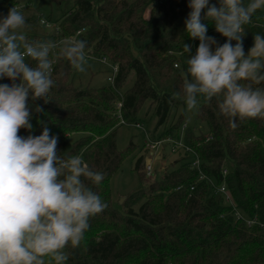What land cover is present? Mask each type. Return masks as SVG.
Segmentation results:
<instances>
[{
    "label": "trees",
    "instance_id": "16d2710c",
    "mask_svg": "<svg viewBox=\"0 0 264 264\" xmlns=\"http://www.w3.org/2000/svg\"><path fill=\"white\" fill-rule=\"evenodd\" d=\"M31 1L0 0V8L29 6ZM39 1L66 8L57 21L59 30L48 38L26 34L29 41L59 42L75 36L86 42L88 56L106 58L119 68L108 85L77 87L72 82L76 70L67 60H55L50 101L29 98L32 129L22 128L18 133L38 136L46 125L50 135L58 137L57 152L62 159L79 155L90 169L104 175L99 185L85 183L107 208L90 219L79 247L65 249V264H264V119L237 118V127L232 129L229 119L219 114L216 98L207 101L198 96L196 118L206 124L207 131L189 128L182 112L158 133L174 109L186 107L182 89L189 54L183 52V45L191 46L190 55L199 45L186 32L189 0ZM209 4L219 7V0H209ZM202 23L218 45L226 42L214 22L202 19ZM244 28L247 54L254 46V36L264 37V8ZM28 62L33 67L36 64ZM132 72L133 84L124 88ZM12 83L6 78L3 84ZM255 87L264 89V82ZM176 92L181 98L172 99ZM147 101L158 117L148 139L178 138L186 124L184 141L192 151L179 152L171 166L160 173L156 169L151 177L144 170L145 151L139 155L134 167L138 185L124 197L121 211L113 205L110 180L138 146L131 140L119 149L117 132L124 124L140 126L139 114ZM74 133L82 135L71 140ZM167 146L165 158L171 156ZM196 159L200 164L192 166ZM201 175L205 178L200 179ZM224 183L231 204L225 203L220 191ZM236 212L242 217L237 218Z\"/></svg>",
    "mask_w": 264,
    "mask_h": 264
},
{
    "label": "clouds",
    "instance_id": "9594fccd",
    "mask_svg": "<svg viewBox=\"0 0 264 264\" xmlns=\"http://www.w3.org/2000/svg\"><path fill=\"white\" fill-rule=\"evenodd\" d=\"M188 7L186 32L199 45L194 55L190 45H183L189 54L182 89L187 109L198 107V96L216 98L219 114L229 119L232 129L237 118L264 119V89L255 87L264 82V37L255 35L247 54L243 48L244 26L264 8V0H219V7L209 0H189ZM202 19L214 22L216 32L226 38L223 45L206 34ZM26 27L16 7L0 19V79L13 81L0 84V264H65V249L79 247L90 219L107 208L85 183L99 185L104 175L79 155L62 159L58 137L50 135L46 125L38 136L18 133L32 129L29 98L50 101L55 83L50 53L84 73L86 42L75 36L59 42L29 41L22 31ZM29 60L36 62L34 67ZM179 98L180 92L173 93L172 99Z\"/></svg>",
    "mask_w": 264,
    "mask_h": 264
},
{
    "label": "rangeland",
    "instance_id": "374dc122",
    "mask_svg": "<svg viewBox=\"0 0 264 264\" xmlns=\"http://www.w3.org/2000/svg\"><path fill=\"white\" fill-rule=\"evenodd\" d=\"M23 6L19 8L26 19L27 27L22 31L29 35H36L40 38H48L50 34L55 31L51 28H46L37 21V16L42 18L51 19L53 25H57L58 19L61 17L65 10V5H58L56 3H50L45 1L40 4L39 0H32L29 6ZM69 6H72V2ZM10 7L3 5L0 8L1 19L8 14ZM31 37V36H30ZM87 56V65L86 72L80 73L77 72L73 76V84L75 86H91V87H100L103 85H108L111 83V80L108 78L112 76V65L109 62H104ZM135 78V73L132 72L129 76V79L124 88H128L133 84ZM6 78L0 79V84H3ZM39 100H42L39 99ZM198 100V106L200 104ZM151 104V101H147L143 108L140 111V118L142 119L140 126L138 125H122L117 132V146L119 149H125L131 140L135 142L138 146V149L129 157H126L120 169L112 176L110 180V187L113 198V205L123 210L122 205L125 202V196L128 195L137 185H138V174L134 170L136 159L139 155L144 154V146L148 139V134L154 130L155 125L158 121V117L154 111V106ZM152 107V108H151ZM198 108V107H197ZM196 109L189 111L187 105L180 106L177 109H174L170 119L167 123L160 126L158 133L166 127H169L172 123L176 122L179 114L184 112L185 119L189 128L200 127L204 132L207 131V126L205 123L200 124L196 118ZM185 133V132H183ZM82 133H74L71 135L70 139L75 140L79 138ZM183 146H185V141H183ZM183 146L180 147L177 153H173L170 157H166L162 164H159V173L162 171V168H167L171 166V163L175 161L180 155L179 152L183 151ZM161 174H159V177ZM123 199V200H122ZM137 204L135 207L137 208Z\"/></svg>",
    "mask_w": 264,
    "mask_h": 264
},
{
    "label": "built area",
    "instance_id": "2783aa9c",
    "mask_svg": "<svg viewBox=\"0 0 264 264\" xmlns=\"http://www.w3.org/2000/svg\"><path fill=\"white\" fill-rule=\"evenodd\" d=\"M17 9L21 8V6H16ZM37 20L38 22H40V24L46 28H51L52 30H59V28L57 27V25H53L52 22L49 19H45L42 18L41 16H37ZM56 50H53V52H55ZM52 65H51V72L53 70V66L55 64V59L53 57L52 54ZM102 61L107 62L106 58H103ZM112 71L113 74L111 77H109L108 79L112 81H114V78L116 76V74L119 71L118 65H112ZM118 107H121V103L117 104ZM139 126V124H138ZM186 124L183 125V129L181 132V135L178 138H174L173 136H166L163 137L159 140H149L147 139V142L145 143L144 146V151H145V173L147 177H151L154 175V172L156 169H159L158 166L159 164H162V162L164 161L165 157H164V153H165V146L166 144H168L167 148L170 149V153L171 155L173 153H177L180 149L181 146H183V141H184V129L186 128ZM192 151L191 148L185 144V146H183V151L182 152H190ZM200 164L199 160H194L192 162V166H197ZM163 169V168H162ZM224 173H227V170L224 171ZM205 178V175H201L200 179ZM220 191L224 196V200L225 203L231 204L232 200H231V196L227 190V186L226 184H222L220 186ZM236 217L237 218H241V214L239 212H236ZM254 220H249L248 224L251 225L253 224Z\"/></svg>",
    "mask_w": 264,
    "mask_h": 264
},
{
    "label": "water",
    "instance_id": "95a60500",
    "mask_svg": "<svg viewBox=\"0 0 264 264\" xmlns=\"http://www.w3.org/2000/svg\"><path fill=\"white\" fill-rule=\"evenodd\" d=\"M123 200V199H122Z\"/></svg>",
    "mask_w": 264,
    "mask_h": 264
}]
</instances>
